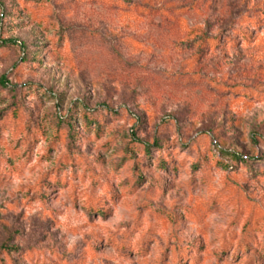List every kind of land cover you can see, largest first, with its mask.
Returning <instances> with one entry per match:
<instances>
[{
    "label": "rangeland",
    "instance_id": "obj_1",
    "mask_svg": "<svg viewBox=\"0 0 264 264\" xmlns=\"http://www.w3.org/2000/svg\"><path fill=\"white\" fill-rule=\"evenodd\" d=\"M0 264H264V0H0Z\"/></svg>",
    "mask_w": 264,
    "mask_h": 264
},
{
    "label": "trees",
    "instance_id": "obj_2",
    "mask_svg": "<svg viewBox=\"0 0 264 264\" xmlns=\"http://www.w3.org/2000/svg\"><path fill=\"white\" fill-rule=\"evenodd\" d=\"M14 42H15V41H14ZM1 81H2L3 84H6V79H5V77H2ZM233 156L236 157L237 159H240V157H238L237 154H234V153H233Z\"/></svg>",
    "mask_w": 264,
    "mask_h": 264
}]
</instances>
